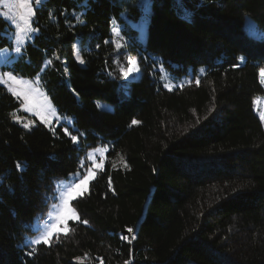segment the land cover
Segmentation results:
<instances>
[{
    "label": "trees",
    "instance_id": "trees-1",
    "mask_svg": "<svg viewBox=\"0 0 264 264\" xmlns=\"http://www.w3.org/2000/svg\"><path fill=\"white\" fill-rule=\"evenodd\" d=\"M34 19L40 31L5 69L39 76L78 140L36 118L25 128L0 85V264H264V0H44ZM114 28L119 48L104 43ZM15 33L0 16V49ZM99 147L105 168L72 202L88 224L25 245L56 184Z\"/></svg>",
    "mask_w": 264,
    "mask_h": 264
},
{
    "label": "snow or ice",
    "instance_id": "snow-or-ice-1",
    "mask_svg": "<svg viewBox=\"0 0 264 264\" xmlns=\"http://www.w3.org/2000/svg\"><path fill=\"white\" fill-rule=\"evenodd\" d=\"M87 2V0H86ZM2 6L7 9L6 12L0 13L5 19L9 20L15 27V39H16V46L14 48L15 53L21 54L22 48L24 47L26 40L32 39L33 33H38L40 31L39 27H34L35 17L37 16V12L40 10L42 6H44V0H3ZM79 23H83L80 16L76 17ZM112 39L105 40L104 43H115V46L119 48L121 45L116 42L115 38H119L120 41L124 40V37L121 35V31L114 28L112 30ZM127 43L126 41L124 42ZM7 51V49H5ZM80 52L77 51V58L79 59ZM57 59L59 57L57 56ZM241 60L244 57H240ZM81 64L84 63L83 59H79ZM5 64L11 63L9 58H5ZM48 65L52 64V60L47 61ZM130 67H128L127 71L124 72V78L128 79L129 77L135 79L136 74L141 72V68L139 66V62L135 58H130L129 60ZM123 71V70H122ZM201 72L204 69L200 70ZM261 77L264 78V69L261 70ZM264 82V80H262ZM195 83L199 84L200 80L198 78L195 79ZM0 84H5L8 86V89L12 92L13 95L18 97H23V100H30L31 98L35 97L37 94L43 96L44 94L40 91V77L37 76L35 81L31 80H24L18 77V75L14 74L12 70L4 71L0 73ZM165 88L171 89L174 85L169 83L164 84ZM45 102H37L35 105V112L36 115H40L41 119L44 120L45 123H49V121L42 115L45 111H51L53 116L56 115L55 109L52 108L51 102L47 101V97H44ZM26 111H32V108H26ZM59 119V117H56ZM261 119L264 120V114L261 115ZM134 124L139 123L138 121H133ZM24 127L27 128L28 124H24ZM63 131L68 134L73 142H77L78 136L71 134L67 128H64ZM82 135V134H80ZM100 149H94L95 153L100 152ZM89 160L91 161L88 168H85L84 161H80V168L83 170L82 173H77L74 180L67 186L65 189V193L67 199L63 201V207L55 216V222L53 224L46 225V230L39 235L38 238L31 241L32 245H40L44 244L47 246H51V242L53 238L57 241L60 238V233L63 232L65 235L69 231V224L70 220H75L79 223L88 224L86 219H81V217L76 212V209L72 206V201L82 197L88 191V184L90 180L95 179V174L91 171V168L94 167H101V165L96 164L95 160L91 159L89 156ZM17 169H22V165L17 162L16 164ZM63 196V194H62ZM49 219H52L53 213H48ZM128 233H132L133 229L128 228ZM135 239V237H132ZM121 239L127 240V236H122ZM35 251V248H32L29 251L28 255H32ZM130 264V262H129Z\"/></svg>",
    "mask_w": 264,
    "mask_h": 264
},
{
    "label": "rangeland",
    "instance_id": "rangeland-1",
    "mask_svg": "<svg viewBox=\"0 0 264 264\" xmlns=\"http://www.w3.org/2000/svg\"><path fill=\"white\" fill-rule=\"evenodd\" d=\"M142 3H143V6H144L145 14L140 19L141 22L140 21L139 22L143 26H145L146 22L148 21V15L150 13V9H149L148 1H144ZM2 4H3V0H0V13H3V12L7 11V9L2 6ZM0 16L3 17L2 15H0ZM7 21L10 24H12L9 20H7ZM142 29H144V28H142ZM245 29L252 36H255V37H261L262 36V33L260 32V30L255 26V24L251 20H247L245 22ZM34 35H35V33L32 34V39H33ZM142 35L144 36L145 33L143 32ZM32 39L31 40H26L24 46L27 43L31 42ZM15 46H16V39H14V47H13V49H9V48L0 49V73H2L4 71H8L5 68L9 64H11V63L5 64L4 63L5 58H9L11 60V62H13L20 55V54L15 53V51H14ZM5 49H7V51H5ZM79 59H80V57H79ZM137 75L138 74H136V76ZM18 77L21 78V79H24V80H31L33 82L35 81V79L24 78V77H21V76H18ZM261 79L264 80V78H262V77H261ZM262 83H263V86H264V82H262ZM169 84L174 85V87L176 86L173 83H169ZM0 85L5 87L8 90V92H10L12 94V92L8 89L7 85H5V84H0ZM174 87H172V88H174ZM40 91L44 94L43 96L37 94L35 97L31 98L30 100H23L22 96L21 97L16 96L22 102V107H21L22 112L24 114L28 115L27 117L18 115V117H17L18 121H20L23 125L24 124H28L27 128H29L33 124V121H32L31 118H36L37 120H39L41 123H43L44 125H46L48 127L59 126V125H64V127L67 128V129L70 128V127H73V120L71 118L65 117L64 115H61L58 112L57 108L53 105V103L51 102L50 98L47 96V94L44 92V90L41 88V86H40ZM45 96L47 97V101L51 102V106H52L53 109H55V113H56L55 116H53L51 114L50 110L49 111H45L44 113H42V115L49 121V123H45L44 120L41 119V116L40 115H36V112H35V105L37 104L38 101L39 102H45V100H44ZM26 108H32L33 110L32 111H26L25 110ZM99 108L110 111V110H112V105L101 103L99 105ZM254 110H255L256 114L261 119V115L264 114V97H257L255 99V101H254ZM56 117H59V119H57ZM261 121H262V123L264 125V120L261 119ZM95 149H100L101 151L98 152V153H95L94 149L90 150L82 161H84V163H85V168H88L90 163H91V161L89 160V156H91V159L95 160L96 164L101 165V167H99V168L94 167V166L91 168V171L95 174V178H96L97 174L105 168V164H106V161H107V153H108L109 150H108V147H104V148L99 147V148H95ZM82 172H83V170L81 169L79 173H82ZM75 176H76V174H73V175H71L69 177L68 180H63V181H60V182H58L56 184L57 185V191H56V194H55L56 202L52 204V206L50 207V210L48 211V213L49 212L53 213L52 219H49L48 213L46 214L45 218H43V219H39V218L35 219L34 223L32 224V232H34L36 234H34L32 237L26 238V240L24 242L25 245L36 246V245H32L31 241L36 239V238H38L39 235L46 230V225L50 226L51 224H53L55 222L56 214L58 213V211H60L62 209L63 201L67 199V196H66V193H65V189L74 180ZM93 180L94 179L90 180V182H92ZM90 182H89V184H90ZM89 184H88V187H89ZM62 194H63V196H62ZM71 221H75V220H70L69 222H71ZM60 235H64V233L61 232Z\"/></svg>",
    "mask_w": 264,
    "mask_h": 264
}]
</instances>
